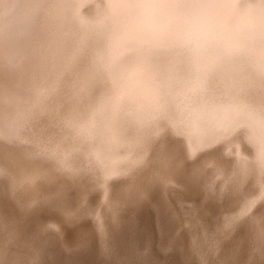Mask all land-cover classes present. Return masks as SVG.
Segmentation results:
<instances>
[{
  "label": "rangeland",
  "instance_id": "rangeland-1",
  "mask_svg": "<svg viewBox=\"0 0 264 264\" xmlns=\"http://www.w3.org/2000/svg\"><path fill=\"white\" fill-rule=\"evenodd\" d=\"M7 1L2 6L4 9H0V44L13 15ZM45 1L50 4L49 0ZM94 2L88 0L85 7L94 6ZM226 5V1L219 0L213 8H224L220 21L207 20L194 26L185 46L191 45L196 54L208 47L215 50L219 60L228 62L252 60L264 71V49H259L254 28L245 23L240 27L231 24L232 13ZM50 8L42 4L38 16L42 18ZM57 24L50 26L55 28ZM215 24L229 31L227 48L236 44V50L240 51L231 59L215 49L210 37L197 34L200 29ZM101 32L107 31L100 30L96 37L101 36ZM159 39L151 53L153 57L161 56L160 65L171 63L175 55L182 54L184 45ZM126 46L125 40L121 50ZM180 61V57L174 60L175 66L168 71L167 77L178 87L175 88L176 101L172 98L155 106L156 119L151 127L142 130L127 145L117 141L114 135L129 126L128 117L121 106L120 111L108 104L111 98L119 101L124 97L126 84L121 85L119 94L107 93L105 87L93 90L92 81L73 77L69 69L71 64L66 62L35 70L29 89L12 87L9 79L0 82L3 120L10 124L18 120L33 139L12 136L0 123V148H11L0 149V154L5 150L21 154L32 160L46 178L50 170L51 179L65 185L64 188L77 190L88 185L89 189L82 205L80 199L79 202L75 199L62 207L63 202L58 203L54 187L42 195L26 191L15 185L11 169L0 165V212H3L0 217V264L14 262V259L6 262L5 252L9 249L15 252L20 264H264V98L254 99L237 110L247 111L249 118L241 114L239 121L213 128L212 125L205 146L192 151L195 132L190 128L191 116L199 109L201 100L195 89H189L178 75L179 67L183 66ZM74 66L81 69L80 63ZM156 67L158 69V64ZM14 68L11 71L15 76L24 70ZM77 92L82 97H77ZM10 100L13 108L3 110L2 104ZM123 104L126 105V101ZM174 107H177V115L160 114ZM68 111L83 122H92L91 114L97 119L94 117L92 125L70 126L65 119ZM229 115L223 121H227ZM165 123L162 138L177 143L187 162H201L203 174L196 177L191 173L189 178L183 179L177 167L170 165L168 152H163L159 158L158 149L152 158L136 164L131 173L108 177L113 188L109 192L102 183L108 165L105 161L122 150L135 149L139 140L147 135L148 140H152L155 127ZM213 131L219 134V140L207 145ZM66 152V162L62 163L59 157ZM212 157L219 160L217 165ZM242 157L244 162H240ZM33 160L48 165V169ZM155 164L158 166L154 175L150 169ZM221 164L230 168L239 164L241 169L229 182L218 167ZM136 177L141 179L138 185L125 187ZM110 197L115 200L113 203H120L118 208L124 212L125 218L119 224L110 218L107 207ZM77 213L80 215L75 216ZM100 215L107 219L110 234L103 231Z\"/></svg>",
  "mask_w": 264,
  "mask_h": 264
},
{
  "label": "bare ground",
  "instance_id": "bare-ground-1",
  "mask_svg": "<svg viewBox=\"0 0 264 264\" xmlns=\"http://www.w3.org/2000/svg\"><path fill=\"white\" fill-rule=\"evenodd\" d=\"M87 1L49 0V4L45 0H8L6 3H9V7L12 8L13 15L10 17L8 28L3 33L5 38L3 41L1 40L2 45L0 44V82L9 79L12 87L18 85V87L29 89L34 81L35 70L49 65L54 67L66 62L68 65L71 64L69 69L73 77H78L80 80L85 79L86 82L92 81L93 90L105 87L107 93L119 94L121 85L126 84L127 92L124 97L119 101L111 98L108 104L112 109L120 111L122 107V111L128 117L129 126L122 128L120 134L114 135L117 141L127 145L129 142L132 143L142 130L151 127L156 119V116L154 117L155 106H159L161 101L166 102L172 98H175L176 101L177 90L175 88L178 87L167 77H169L168 71L173 70L175 66L174 60L177 61L180 57L183 66L179 67L178 75L189 85V89L191 87V89H195L200 96L199 100H201L199 109L194 110L191 116L190 128L195 132L191 140L192 151L205 146L207 134L214 126L226 125L230 121H239L242 116L249 118L247 111L237 110L241 109L244 104L247 106L254 99L261 101L264 98V71L260 70L252 60L243 61L244 63L228 62L219 60L215 50L208 47L201 49L196 54L191 49V45L185 46L194 26L207 20L216 21V23L220 21L224 8L219 7L220 5L213 8L219 0H95L94 6L85 7ZM224 1L227 2L228 11L230 14L232 13L231 24L240 27L245 23L253 27L260 43L259 49L261 47L264 49V0ZM4 3L5 0H0V9H4L2 7ZM42 4L44 6L48 4L51 8L48 9V14L41 18L38 16V12ZM55 24L57 26L52 27ZM216 26L215 24L200 29L197 34L210 37L216 45L215 49L222 51L227 59H231L240 51L236 50V44H230L229 49L227 48L226 41H230L229 31ZM230 26L232 27V25ZM105 29L107 32H101V36L96 37L100 30L105 31ZM159 38L165 39L171 44L184 45L182 54L175 55V59L172 60V58L171 63L169 61L160 65L161 56L153 57L151 53L160 40ZM125 40L128 46L121 50V44ZM78 63L81 64L79 70L74 66ZM14 67L24 70L15 76L12 74L14 71H11ZM163 81L168 85H164ZM75 95L82 97L79 92ZM1 99L0 96V103ZM123 101H126V105L123 104ZM2 105L3 110L7 107L12 109L14 106L11 100ZM176 108L164 110L160 114L177 115ZM70 113L72 112L68 111L65 115V117L67 116L66 122L70 126L92 125L93 120L97 119L96 115L91 114L92 122H83L80 117L69 115ZM2 114L1 111L0 123L4 125L10 135L33 140L30 134L22 129L21 122L16 119L15 124L7 123L3 120ZM228 115L227 121H223ZM165 125L166 123L155 127L151 133L154 137L152 140H148L150 137L147 135L139 140L135 149L122 150V152L131 151L130 153L122 154L121 152L116 157L111 156L105 161L108 165L105 167V178L102 183L109 192L112 185L108 181V177L132 171L136 164L152 158L158 149H160L158 157L163 152H168L170 165L177 167V171L183 179L189 178L191 173L196 177L203 174L201 162H187L180 154L178 149L181 148L177 143L162 138ZM218 140L219 134L213 131L212 136L207 140V145H212ZM66 154L67 152L59 157L61 158L60 162H66ZM245 158L247 159V156ZM124 160H127L126 163ZM243 160V157L240 158V162H244ZM33 161L45 169L49 167L41 161ZM156 162L158 163V161ZM212 162L218 164L219 160L213 158ZM0 165H7L11 169L15 176V185L26 191L31 190L34 194L42 195L46 194L49 188L54 187L58 203L63 202L62 207H66L75 199H80L82 205L89 192L88 185H83L77 190L62 187L65 185L51 179L50 170L45 171L48 173V176L46 175L48 179L40 173L32 160L11 150H5L0 154ZM157 166L158 164H155L150 169L151 174H156ZM218 167L229 182L235 176L234 173L238 174L241 169L239 164L231 168L225 164ZM44 168L43 170H45ZM67 170L73 173L71 168ZM129 182L125 187L138 185L141 179L136 177ZM107 202L110 218L117 224L121 223L125 217L123 210L118 208L120 203H113L115 200L111 197ZM206 202L207 200H205ZM1 215L3 212H0V217ZM77 215L80 214L77 213L75 216ZM101 219L103 231L110 234L111 227L108 225L107 219H103L102 216ZM66 232L64 230V235ZM13 253L15 252L9 249L5 252V256L8 255L7 258L4 255L2 257H5L8 263L14 259L12 264H20Z\"/></svg>",
  "mask_w": 264,
  "mask_h": 264
}]
</instances>
